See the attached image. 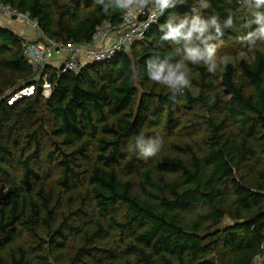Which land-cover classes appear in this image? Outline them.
<instances>
[{"label": "trees", "instance_id": "trees-1", "mask_svg": "<svg viewBox=\"0 0 264 264\" xmlns=\"http://www.w3.org/2000/svg\"><path fill=\"white\" fill-rule=\"evenodd\" d=\"M0 1L65 45L91 43L126 10L105 13L98 0ZM197 6L178 3L131 51L79 73L34 71L26 38L0 25V264L253 263L264 238V39H246L242 0L204 10L236 23L217 41L215 74L190 66L193 90L173 99L146 73L132 76L153 57L178 58L160 25ZM38 73L48 75V98ZM33 83L34 95L7 103ZM141 132L161 139L155 156L135 151Z\"/></svg>", "mask_w": 264, "mask_h": 264}, {"label": "clouds", "instance_id": "clouds-1", "mask_svg": "<svg viewBox=\"0 0 264 264\" xmlns=\"http://www.w3.org/2000/svg\"><path fill=\"white\" fill-rule=\"evenodd\" d=\"M184 2L186 0H98L105 13L135 6L150 8L153 18L165 15L169 9ZM242 3L248 15L241 26L251 29L246 32V39L249 42L264 39V0H242ZM197 5L191 15L169 14L160 25V41L175 45L174 56L178 58L153 57L143 68H132L133 79L146 73L149 80L170 90L175 99L183 96L186 89L193 90L191 65H203L210 74L218 71L217 41L226 30L234 27L236 21L231 15L222 19L218 13L206 14L204 10L211 7V0H197ZM161 147L159 137L148 138L143 132L135 137L134 149L142 158L155 156Z\"/></svg>", "mask_w": 264, "mask_h": 264}, {"label": "built area", "instance_id": "built-area-1", "mask_svg": "<svg viewBox=\"0 0 264 264\" xmlns=\"http://www.w3.org/2000/svg\"><path fill=\"white\" fill-rule=\"evenodd\" d=\"M0 13L32 26L39 35V39L26 42L24 54L34 71L51 66L57 68L60 73H79L87 64L105 62L111 60L122 50L129 51L131 46L144 38L150 26L158 21L153 18L150 8L133 7L126 9L120 24L113 25L104 22L95 33L89 44L69 43L67 45L56 42L47 37L41 30L39 21L17 8L0 1ZM41 72V71H40ZM48 75H37L35 81L43 80L42 94L48 98L52 94V86L47 81ZM36 83L20 88L9 94L6 99L9 105H15L24 97H29L36 92ZM252 264H264V238L260 243Z\"/></svg>", "mask_w": 264, "mask_h": 264}, {"label": "crops", "instance_id": "crops-1", "mask_svg": "<svg viewBox=\"0 0 264 264\" xmlns=\"http://www.w3.org/2000/svg\"><path fill=\"white\" fill-rule=\"evenodd\" d=\"M0 25L12 29L20 36L26 38L27 41L32 42L39 39L38 33L32 26L27 25L17 19L14 20L9 16H5L4 14L1 13H0Z\"/></svg>", "mask_w": 264, "mask_h": 264}, {"label": "rangeland", "instance_id": "rangeland-1", "mask_svg": "<svg viewBox=\"0 0 264 264\" xmlns=\"http://www.w3.org/2000/svg\"><path fill=\"white\" fill-rule=\"evenodd\" d=\"M4 15H5V14H4ZM5 16H7V15H5ZM9 17H10V16H9ZM10 18L16 20L14 17H10ZM27 42H30V41H27ZM129 51H131V49H130ZM238 58H239V59H241V58H250V55H247V54L241 53V54L239 55ZM227 60H230V59L227 58ZM227 60H226V62H227ZM231 60H232V59H231Z\"/></svg>", "mask_w": 264, "mask_h": 264}, {"label": "water", "instance_id": "water-1", "mask_svg": "<svg viewBox=\"0 0 264 264\" xmlns=\"http://www.w3.org/2000/svg\"><path fill=\"white\" fill-rule=\"evenodd\" d=\"M202 262L215 263V262H216V256L213 255V256H211V257L205 259V260L202 261Z\"/></svg>", "mask_w": 264, "mask_h": 264}]
</instances>
